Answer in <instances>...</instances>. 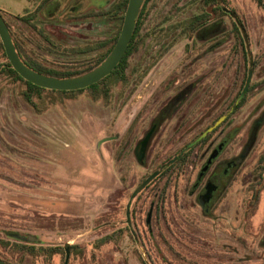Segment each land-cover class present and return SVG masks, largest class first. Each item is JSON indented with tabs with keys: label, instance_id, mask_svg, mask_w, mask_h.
Returning <instances> with one entry per match:
<instances>
[{
	"label": "rangeland",
	"instance_id": "obj_1",
	"mask_svg": "<svg viewBox=\"0 0 264 264\" xmlns=\"http://www.w3.org/2000/svg\"><path fill=\"white\" fill-rule=\"evenodd\" d=\"M115 1L99 0V6L108 9ZM154 1L147 26L152 30L163 21L164 32L152 40L149 58L140 60L138 55L131 59L132 65L140 61V68L129 84L111 79L102 90L41 91L33 95L32 104L24 98L25 87L0 79V240L13 245L6 235L13 231L38 238L35 244L18 241L23 245L58 251L51 257H25L23 264H64L67 244L73 247L69 264H146L140 248L151 264H264V4L260 0H227L231 7L246 12L253 57L260 58L253 81L263 82L249 94L238 116L236 123L243 136L229 144L232 155L239 153L253 120H261L263 127L253 150L228 189V211L216 223L200 216L199 222L190 223L192 234L163 239L136 240L115 232L110 223L116 201L121 206L117 219L124 218L123 194L130 191V167L121 161L120 152L115 153V143L107 140L114 134L120 136L128 121L122 117L113 134L115 119L132 91L137 89L131 102L140 104L150 87L178 70L185 59L182 46L188 41L182 28L190 16L202 11L195 0ZM27 2L0 0V13L31 38L20 21L32 9ZM88 22H54L42 29L70 49L87 40L105 38L115 25L101 19L90 29ZM175 24L179 28L167 37V27ZM164 47H168L165 53ZM25 48L26 59L43 72L77 69L84 60L76 54L40 49L36 42ZM222 54L225 52H215L211 62H206L211 71L221 69ZM228 64V73L241 70L235 59ZM144 85L148 87L142 90ZM9 251L10 247L0 248L1 255L9 256Z\"/></svg>",
	"mask_w": 264,
	"mask_h": 264
},
{
	"label": "flooded vegetation",
	"instance_id": "obj_2",
	"mask_svg": "<svg viewBox=\"0 0 264 264\" xmlns=\"http://www.w3.org/2000/svg\"><path fill=\"white\" fill-rule=\"evenodd\" d=\"M128 1L117 0L108 9H101L99 0H28L27 3L32 9L28 14L21 16L20 21L29 29L31 38L25 37L23 29L16 23L12 25L1 16L8 27L16 51L26 66L39 73L53 71L49 69L43 72L26 59L25 46L36 42L40 49H49L51 53H72L82 56L83 63L77 69L65 72L86 73L103 63L115 47ZM205 1L195 0V4L199 3L202 11L190 16L185 21V28H182L181 33L187 36L188 40L182 46L185 53L184 62L177 71L167 74L156 86L150 87L149 95L142 103L131 102L137 89L132 91L130 101L125 104L124 110L118 114L112 126L114 134L123 117L128 121L126 130L120 136L114 134L107 139L115 143V153L120 152L121 161L124 160L125 165L130 167L127 177L130 191L124 190L123 194L124 218L117 219L121 208L117 201L110 217L114 231H121V235L132 236L134 239H163L170 236H185L188 232L192 234L194 228L190 223L199 222L200 216L216 223L220 216L228 211L226 200L228 189L239 176L263 127L260 119L253 120L246 132V142L242 143L239 153L231 154L233 150L229 149V144L238 136H243L240 125L236 122L248 100L250 87L244 98L237 103L244 88L238 91L244 75L228 73V62L236 60L239 56L235 55L236 42L239 44L237 50L241 52L243 47L239 40H235L234 24L240 32L238 23L223 8L227 7L235 13L238 22L246 30L248 41L250 39L247 31L250 26L246 12L224 4L227 0H221L222 11L214 8L209 10L206 6L204 8ZM153 2L155 3L154 0H145L124 57L112 71L124 73L123 79L111 73L106 81H103L105 77L98 82L95 89L102 90L101 88L111 79L129 84L140 68V61L132 65L131 59L138 55L141 56L140 60L149 58L152 40L158 37L159 32H164L163 21L157 23L153 31L147 26L151 20ZM259 2L263 6L264 2L261 0ZM176 12L174 9V13ZM101 19L115 23L108 36L103 39L87 41L85 39V42L70 49L54 41L44 30L54 22L77 24L86 20L90 21L86 25L92 29L95 20ZM179 26V24L168 26L166 36L176 31ZM156 30L158 31L155 32ZM241 38L245 47L242 34ZM160 41H156V47ZM167 48L164 47L162 52H167L165 50ZM219 51L225 52L220 55L221 69L211 71L206 62ZM125 57L126 67L122 72ZM255 58L257 61L260 59ZM255 58L253 57V75L260 65L259 63L256 70L254 69ZM255 84L258 85L254 90L263 86L262 81ZM147 87L148 85H144L141 89ZM222 117L224 119L202 137ZM137 168L145 169L146 172L139 174L135 172ZM155 172L158 173L157 176L132 199L128 219L127 207L132 194ZM25 241L29 244L38 242ZM72 248L70 247V256Z\"/></svg>",
	"mask_w": 264,
	"mask_h": 264
},
{
	"label": "water",
	"instance_id": "obj_3",
	"mask_svg": "<svg viewBox=\"0 0 264 264\" xmlns=\"http://www.w3.org/2000/svg\"><path fill=\"white\" fill-rule=\"evenodd\" d=\"M144 2L145 0H129L128 1L121 32L119 34L115 47L113 48L109 56L106 58V60L103 63H101L98 67L86 73L71 76L68 78L60 79L54 76L44 75L26 66L16 51V48L12 42V38L9 33L8 27L3 17L1 16V14H0V40L3 45L4 52H5L8 62L23 80L29 83H32L33 85H36L40 88L51 90V91H77V90L87 89L91 87L92 85L97 84L105 77L109 76L112 73V71L116 68V66L120 63L122 58L124 57V54L128 48V44L132 38L133 32L136 27V19L140 14L141 7L143 6ZM223 9L224 11H226L227 13L231 15V17L234 19L235 22L238 23V27L240 29V32L245 42L247 56H248V60L250 64V69L248 70V75H247V79L245 82V86L242 89L236 101L238 103L244 98L246 92L248 91L250 87V83H251L252 76H253V70H252L253 54L250 49V44L248 41V36H247L245 28L242 26V24L238 22V19L234 12L229 10L227 7H224ZM223 119L224 117L220 118L215 123L214 126L209 128L202 135V137H204L208 132L212 131V129L216 125H218ZM157 174H158L157 172L151 174L144 182H142V184L132 194L130 198V202L127 207L128 208L127 210L128 219H129V208H130V203L132 199L136 197V195L140 191H142L144 187L147 186L157 176ZM6 235L13 237V238H17L18 240H27L29 242H35L38 240L36 236H31V235L23 236L20 233H16V232H6ZM140 249H141V252H142V255H143V258L146 264H151L149 260L147 259V256L143 248H140ZM65 253L66 255H65L64 264H69L70 246L68 244L65 246ZM0 264H9V263L3 260H0Z\"/></svg>",
	"mask_w": 264,
	"mask_h": 264
},
{
	"label": "trees",
	"instance_id": "obj_4",
	"mask_svg": "<svg viewBox=\"0 0 264 264\" xmlns=\"http://www.w3.org/2000/svg\"><path fill=\"white\" fill-rule=\"evenodd\" d=\"M221 4H223L221 2V0H206L204 3V8L206 6L209 10L211 8H214V10L222 11ZM224 4H226V5L228 4V6H230L228 1L227 2L225 1ZM234 34H235V40H239L241 42L242 47H243V50L241 52H240V50H237V46L239 44H237V42H236V44H235V55L236 56L239 55V56L235 60V62L237 63V65L239 64V66H241V70L236 69L235 73H243V75H244L241 83L239 84V90L238 91H241V89L245 85V81H246V77H247L248 61H247V54H246L244 44H242L241 34H240V32H239V30L235 24H234ZM0 54H1L0 58L2 59L1 63H0V79H7V81H9L10 84H12V85H20L22 87H25V89L23 91V95H24V98L26 99V101L28 103L33 104V95L35 93H40L41 91H49V90H45L43 88H40L36 85H33L32 83H29V82L23 80L19 76V74L11 67L10 63L7 61L6 55L4 52V48L1 45V43H0ZM126 59L127 58L125 57V59L122 62V68H121L122 72L126 67L125 66ZM259 61H260V59H259ZM259 61H257L255 58V60H254V69L255 70L260 63ZM42 74L63 79V78H68V77L83 74V73H71V72L59 73V72L53 70L50 73H42ZM116 74L120 77L119 79H123L124 73H112V75H116ZM108 78L109 77H106L103 81H106ZM99 84H101V83H99ZM257 85L258 84H255L254 82L251 83L250 89L248 91V95L254 91V89L257 87ZM96 86H97V84H94L87 89L92 90V89H95ZM83 90H78V91L81 92ZM238 95H239V92L237 93V96ZM9 238H10V240L12 239V241L14 242V243H12L13 245H10L9 241L0 240V248L7 249L8 247H10L9 256L0 254V260H3L9 264H23V259L25 257H28V256L29 257H36L37 255H45V256L51 257L54 254L58 253V251L56 249H50L47 247H35V245H23L24 243L21 244L20 242H18V239H16V238H12V237H9ZM16 254L20 255L17 259H15ZM141 261L144 263L142 258H141Z\"/></svg>",
	"mask_w": 264,
	"mask_h": 264
}]
</instances>
